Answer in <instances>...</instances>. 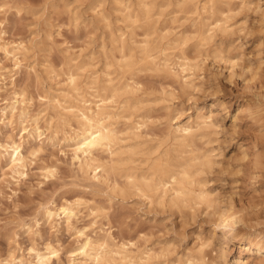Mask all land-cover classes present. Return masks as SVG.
<instances>
[{
    "label": "clouds",
    "instance_id": "1",
    "mask_svg": "<svg viewBox=\"0 0 264 264\" xmlns=\"http://www.w3.org/2000/svg\"><path fill=\"white\" fill-rule=\"evenodd\" d=\"M0 264H264V0H0Z\"/></svg>",
    "mask_w": 264,
    "mask_h": 264
}]
</instances>
